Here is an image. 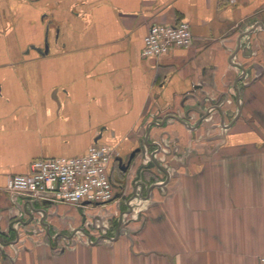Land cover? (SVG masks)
Returning a JSON list of instances; mask_svg holds the SVG:
<instances>
[{
	"label": "crops",
	"instance_id": "obj_1",
	"mask_svg": "<svg viewBox=\"0 0 264 264\" xmlns=\"http://www.w3.org/2000/svg\"><path fill=\"white\" fill-rule=\"evenodd\" d=\"M180 21L192 46L143 57L151 24ZM94 142L123 159L115 201L7 190L34 160ZM263 255L264 0H0V264Z\"/></svg>",
	"mask_w": 264,
	"mask_h": 264
},
{
	"label": "built area",
	"instance_id": "obj_2",
	"mask_svg": "<svg viewBox=\"0 0 264 264\" xmlns=\"http://www.w3.org/2000/svg\"><path fill=\"white\" fill-rule=\"evenodd\" d=\"M193 39L192 27L187 21L153 23L144 37L142 55L158 58L175 49L189 48ZM118 158L114 147L98 142L83 155L38 158L32 162L29 173L10 176L7 190L16 195L78 207L105 205L118 199L119 192L110 170ZM260 264H264V255Z\"/></svg>",
	"mask_w": 264,
	"mask_h": 264
},
{
	"label": "water",
	"instance_id": "obj_3",
	"mask_svg": "<svg viewBox=\"0 0 264 264\" xmlns=\"http://www.w3.org/2000/svg\"><path fill=\"white\" fill-rule=\"evenodd\" d=\"M134 156H135V152L131 155L129 162L125 163V165H124V167H123L124 170L127 169V168L130 166L131 161H132V159L134 158ZM118 160H119L121 163H123V159H122V158L119 157Z\"/></svg>",
	"mask_w": 264,
	"mask_h": 264
}]
</instances>
